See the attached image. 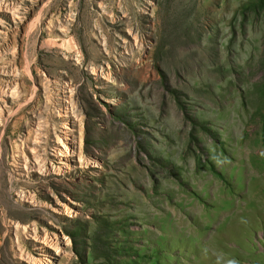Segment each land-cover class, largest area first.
<instances>
[{
    "label": "rangeland",
    "instance_id": "1",
    "mask_svg": "<svg viewBox=\"0 0 264 264\" xmlns=\"http://www.w3.org/2000/svg\"><path fill=\"white\" fill-rule=\"evenodd\" d=\"M248 165L264 0H0V264H264Z\"/></svg>",
    "mask_w": 264,
    "mask_h": 264
},
{
    "label": "bare ground",
    "instance_id": "2",
    "mask_svg": "<svg viewBox=\"0 0 264 264\" xmlns=\"http://www.w3.org/2000/svg\"><path fill=\"white\" fill-rule=\"evenodd\" d=\"M113 105H116V102H112ZM234 164H230V167H235L237 168L238 167V164H236L235 162H233ZM244 165V164H242ZM246 171H248L243 177L245 179H249V180H255L253 186L255 184H259V187L258 188H254L250 191L249 195H250V203L252 204V208H254L255 210H259V207H258V204L261 203V206L264 208V202L262 203L260 200L264 198V186L262 184V179L264 178V166H261V167H258L257 169H251V167H245ZM251 169V170H250ZM240 172V170H239ZM238 172V173H239ZM241 174V173H240ZM250 183V181H249ZM251 186V185H250ZM225 202L227 200H230L232 201L231 197H225ZM233 202V201H232ZM230 202V203H232ZM222 203V201H221ZM220 203V204H221ZM219 204V203H218ZM219 207V206H218ZM221 209V207H220ZM236 209V208H235ZM228 213H232V212H228ZM236 215H237V212H236ZM234 217V216H233ZM236 217V216H235ZM232 218V217H231ZM232 220V219H231ZM45 246V245H44ZM35 250H37V252L39 253L40 251L44 250V247L42 245H39V246H36L34 248ZM47 260H50L48 258H46V261ZM40 261H37V264H39Z\"/></svg>",
    "mask_w": 264,
    "mask_h": 264
}]
</instances>
